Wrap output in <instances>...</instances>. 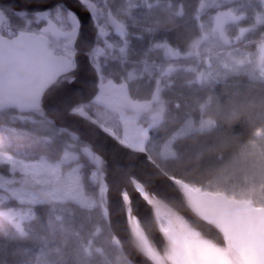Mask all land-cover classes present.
Instances as JSON below:
<instances>
[{"label": "snow or ice", "instance_id": "snow-or-ice-1", "mask_svg": "<svg viewBox=\"0 0 264 264\" xmlns=\"http://www.w3.org/2000/svg\"><path fill=\"white\" fill-rule=\"evenodd\" d=\"M141 8L143 19L135 15ZM157 9L162 16H153ZM167 25L184 30L182 46L167 35ZM81 42L83 49L78 48ZM134 44L140 55L131 60ZM117 59L139 65L127 79L144 81V95H132L127 81L105 74L109 61ZM61 77L65 79L51 102L71 100L83 92L81 83H91L95 91L90 102L71 112L87 117L90 104L103 106L110 116L100 130L126 152L151 162V152L158 150L165 160L181 161L191 141L188 158L195 167L163 175L201 226L133 178L134 194L149 206L161 239L149 235L138 208H133V195L121 190L120 214L135 258L118 257V264H264V0H124L118 12L109 0H0V113L7 116L0 123V218L14 225L5 236L9 242L39 245L37 255L20 264H47L48 239L33 223L38 210L48 216L54 232L63 220L56 214L57 205L99 208L94 231L75 234L76 259L92 264L95 253L100 264H112L103 245L95 246L103 228L100 221L111 225L103 154L87 143L37 152L54 136L17 127L37 125L54 135L67 131L50 128L53 122L44 112L45 94ZM221 84L234 89V95L240 89L258 93L259 101L222 105L212 95ZM177 87L180 95L192 94L198 115L187 98L182 113L174 102L171 118L176 125L162 137L169 112L164 95L175 94ZM204 91L207 98L200 102ZM235 121L240 122L239 131ZM224 124L229 131L223 130ZM208 138L214 143L207 144ZM107 242L122 248L115 233ZM7 248L0 243V258L7 256Z\"/></svg>", "mask_w": 264, "mask_h": 264}, {"label": "trees", "instance_id": "trees-1", "mask_svg": "<svg viewBox=\"0 0 264 264\" xmlns=\"http://www.w3.org/2000/svg\"><path fill=\"white\" fill-rule=\"evenodd\" d=\"M152 2V0H149ZM111 9L113 12H118L124 6V0H109ZM144 9H137L135 15L143 19L142 14ZM159 9L155 10L153 16H162ZM171 29V25H167ZM163 34V32L161 33ZM168 36L175 37L178 42L183 45L185 41V33L182 28L180 29H171L168 33ZM116 37L113 34V40ZM176 42L175 40L173 41ZM137 51L135 54L130 53V59L135 60L139 58L140 50L139 45H133ZM136 69L139 70V65H133L132 63L121 64L120 60L109 61V66L104 69L106 75H110L117 81L125 80L128 83V89L132 95H144L147 91V88L144 85V81L141 80H131L128 81V72ZM234 89L225 88L224 85H218L215 89V92L212 93L214 97L218 99V102L222 105L231 106L233 103L237 105H246L253 101V98L256 101H259V94L255 92H249L246 89H240L239 95H234ZM208 92L204 91L199 93L200 102H203L207 98ZM164 98L168 100L167 107L169 109L168 114L165 116V122L161 130V136L163 137L166 134V131H171L175 125L176 121L171 118L176 112L174 102L178 101L180 104V112H184L185 109V100L187 98L188 106L192 109L194 115H198L197 101L192 98V94L185 91L183 95L179 94V89L177 87V92L165 93ZM89 103V102H87ZM86 111L93 116L98 122L105 123L109 119L110 114L107 110L100 105L90 104ZM7 120L6 114L0 113V123H3ZM239 121L234 122L236 131H239ZM17 127L28 128L35 135L38 136H54L53 142L51 144L41 143L37 147V152H47L50 149H55L56 152H59L65 143H75L77 146L81 144L79 139L76 141L72 140V136L68 132H63L58 135H54L52 131H44L39 128L37 125L31 124H17ZM50 128L59 129L54 125H50ZM225 132L229 131L228 125L224 124ZM207 144L214 143L212 138L207 139ZM189 145L187 153L181 161L174 160H165L160 157L158 150L151 152L152 159L160 166L162 170L168 173L176 172L181 167H195L196 162L188 158V154L192 152L191 141H187ZM4 170V166L0 165V171ZM90 171V170H89ZM99 208L95 210L82 209L78 205L68 202L64 205H57L56 214L63 217L62 222H58L55 228V231H50L48 225V216L44 214L43 210H38V217L33 221L35 227L38 231L48 239V245L45 249L44 259L47 261V264H78L76 259V240L79 236H87L89 233L94 231V227L97 224L99 219ZM60 223L63 224V228L60 227ZM103 225L102 231L97 235L95 239V246L103 245L105 252L110 253L112 264H118V257H122V254L118 252L115 247L109 245L108 238L110 236V230L107 226V223L100 221ZM14 225L7 222L6 218H0V243H7V256L0 258V264H20L21 261H26L29 258L35 257L39 252V245L32 241H11L7 240L5 236V231L12 233ZM26 249L27 251H23ZM59 249V251H57ZM94 260L92 264H100L101 256L94 253Z\"/></svg>", "mask_w": 264, "mask_h": 264}, {"label": "water", "instance_id": "water-1", "mask_svg": "<svg viewBox=\"0 0 264 264\" xmlns=\"http://www.w3.org/2000/svg\"><path fill=\"white\" fill-rule=\"evenodd\" d=\"M24 0H18V3L23 4ZM81 15L84 16L87 21V16L82 10L78 9ZM88 35H92V28L89 25L87 28ZM79 49H83V43L78 45ZM82 55V52H81ZM65 77H61L60 80L55 82L50 89L46 92L44 98V112L48 120L53 122L57 128H65L70 136L75 134L81 144H90L94 150L103 154V157L107 161L106 171L107 179L110 188V204L109 209L111 212V225L107 224L110 233H115L116 236L122 241V248L115 247L122 256H128L131 259L135 258V254L132 250V240L130 234H128L124 217L121 212V200L119 197V192L123 189H127L129 194L133 195V208L134 210L138 208V215H140L141 223L143 227L148 231L149 235L153 234V238L159 242L161 237L158 231L155 230V221L151 215V210L149 206L144 204L138 197L134 194L133 178L137 181L142 182L146 188L154 191L156 197H158L162 202L166 203L169 207L182 212L185 216L190 217L194 223L195 217L188 211V209L183 204L181 198L177 195L172 186L165 179L163 173L165 172L160 168V166L152 159L150 162L145 156L138 155L135 153H129L121 149L114 141L108 140L106 136L101 132L99 125L103 124L98 122L93 116H91L87 111V117H81L78 113H72L71 108L79 105L80 103L90 102L94 94V87L91 83H81L79 85L82 89H87L85 95L76 98L74 101L68 100L59 103H52L51 98L57 89L61 86V82ZM77 95L79 92H76ZM75 94V93H74ZM73 94V95H74ZM135 157H142L143 161L148 165L145 166L144 176H150L156 184H151L142 178L139 174L125 173V170L131 167V160ZM149 168L146 170V168ZM166 188L168 191L164 190ZM206 228V226H203ZM162 250V246H161Z\"/></svg>", "mask_w": 264, "mask_h": 264}, {"label": "bare ground", "instance_id": "bare-ground-1", "mask_svg": "<svg viewBox=\"0 0 264 264\" xmlns=\"http://www.w3.org/2000/svg\"><path fill=\"white\" fill-rule=\"evenodd\" d=\"M88 88L86 89H83V92H79V94L77 95V93H75L70 102L71 101H74L76 98H79L83 95H85L86 91H87ZM131 167H129L128 169L125 170V173H132V172H135L137 174H139L142 178H144L145 180H147L148 182L151 181V184H156L154 182V180L150 177V176H144V170H145V166H148L142 159V157H135L131 160ZM149 168L147 167L146 170H148ZM164 190L168 191L165 187L163 188Z\"/></svg>", "mask_w": 264, "mask_h": 264}]
</instances>
